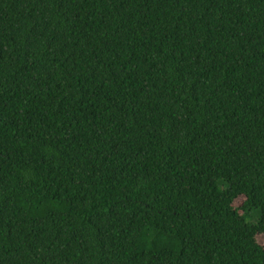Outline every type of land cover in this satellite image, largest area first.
Returning <instances> with one entry per match:
<instances>
[{"label":"trees","instance_id":"16d2710c","mask_svg":"<svg viewBox=\"0 0 264 264\" xmlns=\"http://www.w3.org/2000/svg\"><path fill=\"white\" fill-rule=\"evenodd\" d=\"M258 235L264 0H0V264H264Z\"/></svg>","mask_w":264,"mask_h":264},{"label":"rangeland","instance_id":"374dc122","mask_svg":"<svg viewBox=\"0 0 264 264\" xmlns=\"http://www.w3.org/2000/svg\"><path fill=\"white\" fill-rule=\"evenodd\" d=\"M241 199H238L237 201L234 202V205H238ZM252 218H255V214H252ZM256 240L259 244L262 245V247L264 248V235H258L256 237Z\"/></svg>","mask_w":264,"mask_h":264}]
</instances>
